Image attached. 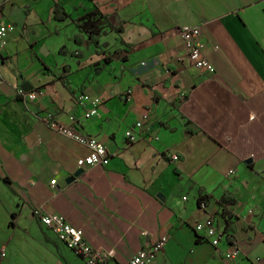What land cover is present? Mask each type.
Here are the masks:
<instances>
[{
	"label": "crops",
	"instance_id": "crops-1",
	"mask_svg": "<svg viewBox=\"0 0 264 264\" xmlns=\"http://www.w3.org/2000/svg\"><path fill=\"white\" fill-rule=\"evenodd\" d=\"M1 1L0 264H88L40 206L108 264L163 236L150 264H264V0ZM96 9L108 21L92 40L80 24ZM182 25L201 26L215 73L190 61ZM80 93L100 100L77 129L107 146L105 167L79 166L89 148L47 125L80 118ZM137 121L152 138L130 143ZM209 216L218 246L195 230Z\"/></svg>",
	"mask_w": 264,
	"mask_h": 264
},
{
	"label": "built area",
	"instance_id": "built-area-1",
	"mask_svg": "<svg viewBox=\"0 0 264 264\" xmlns=\"http://www.w3.org/2000/svg\"><path fill=\"white\" fill-rule=\"evenodd\" d=\"M2 1L0 0V7ZM11 29L10 25L5 23L0 24V43H3L5 37ZM179 32L185 44L189 50V59L197 67L205 68L209 72L215 73L216 69L214 65L203 54V43L201 41L202 29L199 25H182L176 28ZM2 78L0 76V82ZM39 91H27L22 88L16 90L17 96L23 99H35ZM126 99L131 97V91H127L124 95ZM78 101L86 106L91 104L90 108L85 109L82 112L80 118L70 116V122L64 123L57 120H47V125L54 131L64 134L81 144L86 145L90 152L87 156L78 160L79 166H107L110 162V153L107 146L98 139L85 135L78 131L77 124H80L83 119H89L92 116L99 115L98 106L100 100L92 97L88 93H80L77 96ZM127 139L130 143L137 141L140 137L145 136L148 139L152 138V135L148 134L145 123L143 121H137L132 127L126 131ZM157 138V137H156ZM171 159L179 160V156L176 153L170 155ZM234 170L230 171L233 174ZM56 179L51 180V185H55ZM201 205L207 208L205 201L201 202ZM33 214L40 218L41 222L48 227L57 238L64 242L70 249L82 256L88 264H108L107 260L102 258L98 251L94 250L91 244L86 240L82 229L74 227L67 221L65 216L59 213H48L42 206L34 209ZM195 230L199 233H203L204 239H211L213 245L218 246L221 240V233L214 224L213 217H207L204 221L195 225ZM145 234V233H143ZM167 237L163 236L159 238L151 247L142 248L136 252L127 264H150L152 263L158 253L165 248ZM240 249L235 246L231 251L227 252L228 258L237 256Z\"/></svg>",
	"mask_w": 264,
	"mask_h": 264
},
{
	"label": "trees",
	"instance_id": "trees-1",
	"mask_svg": "<svg viewBox=\"0 0 264 264\" xmlns=\"http://www.w3.org/2000/svg\"><path fill=\"white\" fill-rule=\"evenodd\" d=\"M107 21L106 16L96 9L81 18L80 27L90 35L92 40H96L103 32Z\"/></svg>",
	"mask_w": 264,
	"mask_h": 264
},
{
	"label": "water",
	"instance_id": "water-1",
	"mask_svg": "<svg viewBox=\"0 0 264 264\" xmlns=\"http://www.w3.org/2000/svg\"><path fill=\"white\" fill-rule=\"evenodd\" d=\"M79 174V172L75 173L72 178H75L77 175ZM158 197H161V193L158 194Z\"/></svg>",
	"mask_w": 264,
	"mask_h": 264
},
{
	"label": "rangeland",
	"instance_id": "rangeland-1",
	"mask_svg": "<svg viewBox=\"0 0 264 264\" xmlns=\"http://www.w3.org/2000/svg\"><path fill=\"white\" fill-rule=\"evenodd\" d=\"M87 240V239H86ZM89 242V241H88ZM92 246V245H91ZM238 247V246H237ZM239 248V247H238Z\"/></svg>",
	"mask_w": 264,
	"mask_h": 264
}]
</instances>
